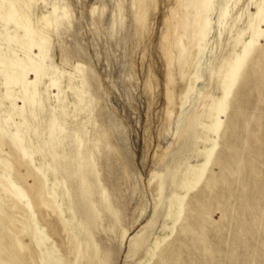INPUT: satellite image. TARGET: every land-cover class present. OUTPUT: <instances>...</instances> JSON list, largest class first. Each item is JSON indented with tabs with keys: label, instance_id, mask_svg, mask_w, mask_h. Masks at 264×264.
<instances>
[{
	"label": "rangeland",
	"instance_id": "rangeland-1",
	"mask_svg": "<svg viewBox=\"0 0 264 264\" xmlns=\"http://www.w3.org/2000/svg\"><path fill=\"white\" fill-rule=\"evenodd\" d=\"M0 264H264V0H0Z\"/></svg>",
	"mask_w": 264,
	"mask_h": 264
},
{
	"label": "bare ground",
	"instance_id": "bare-ground-1",
	"mask_svg": "<svg viewBox=\"0 0 264 264\" xmlns=\"http://www.w3.org/2000/svg\"><path fill=\"white\" fill-rule=\"evenodd\" d=\"M4 14H5V13H4ZM5 16H7V15H5ZM6 18H7V17H6ZM17 22H18V21H17ZM232 85H233V84H232ZM228 92H229V91H228ZM96 134H98V131L95 133V135H96ZM91 159L94 161V160H95V159H94V156H93ZM94 167H96L95 164H94Z\"/></svg>",
	"mask_w": 264,
	"mask_h": 264
}]
</instances>
